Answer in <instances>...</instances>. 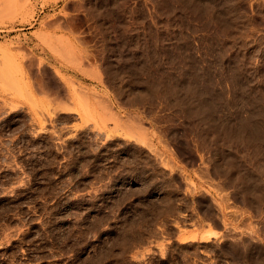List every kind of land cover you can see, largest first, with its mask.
<instances>
[{
    "label": "rangeland",
    "instance_id": "1",
    "mask_svg": "<svg viewBox=\"0 0 264 264\" xmlns=\"http://www.w3.org/2000/svg\"><path fill=\"white\" fill-rule=\"evenodd\" d=\"M0 264H264V0H0Z\"/></svg>",
    "mask_w": 264,
    "mask_h": 264
}]
</instances>
